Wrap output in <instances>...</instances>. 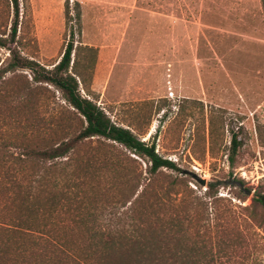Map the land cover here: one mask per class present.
I'll use <instances>...</instances> for the list:
<instances>
[{"label":"rangeland","instance_id":"1","mask_svg":"<svg viewBox=\"0 0 264 264\" xmlns=\"http://www.w3.org/2000/svg\"><path fill=\"white\" fill-rule=\"evenodd\" d=\"M27 14L30 51L46 67L60 58L70 29L79 28L74 43L96 49L89 83L93 101L111 121L142 131V140L153 141L160 155L177 164L178 170L163 169L150 180L144 200L161 197L165 207L183 206L214 183L215 194L206 200L228 219L230 235L240 238L226 263L264 264V227L251 224L240 208L251 202L256 188L264 190L261 1L28 0ZM7 57L0 48V63ZM26 78L31 80L28 70L6 73L5 91ZM47 87L39 131L33 136L53 143L67 137L78 118L60 92ZM6 121L5 135L21 137L18 125L24 121ZM233 132L240 145L238 166L230 173L227 155ZM10 151L16 154L18 149ZM81 152L89 156L94 178L100 180L94 195L83 185L88 205L120 211L124 198L135 192L134 197L148 183L147 161L119 143L93 138Z\"/></svg>","mask_w":264,"mask_h":264},{"label":"trees","instance_id":"2","mask_svg":"<svg viewBox=\"0 0 264 264\" xmlns=\"http://www.w3.org/2000/svg\"><path fill=\"white\" fill-rule=\"evenodd\" d=\"M0 7V48L8 52L0 63V264H228L240 238L230 235L228 219L206 200L215 194L214 183L183 206L165 207L161 197L144 200L152 178L163 169L179 168L156 151L153 141L142 140V131L111 121L93 101L89 83L96 49L74 43L80 29H70L60 58L46 67L30 51L28 0H0ZM74 19L79 23V8ZM18 69L28 70L31 80L5 91V74ZM47 85L60 92L78 118L72 132L53 143L33 136ZM5 120L24 121L18 125L21 137L5 135ZM93 138L119 143L147 161L148 183L134 197L135 192L125 197L120 211L88 205L83 185L94 195L100 180L81 150ZM239 145L233 132L230 173L238 166ZM240 208L251 224L264 227V190L256 188L251 202Z\"/></svg>","mask_w":264,"mask_h":264},{"label":"water","instance_id":"3","mask_svg":"<svg viewBox=\"0 0 264 264\" xmlns=\"http://www.w3.org/2000/svg\"><path fill=\"white\" fill-rule=\"evenodd\" d=\"M190 174L192 175L193 178H195L200 184H204L205 180L203 178H200L195 172H191ZM249 192V191H248Z\"/></svg>","mask_w":264,"mask_h":264}]
</instances>
